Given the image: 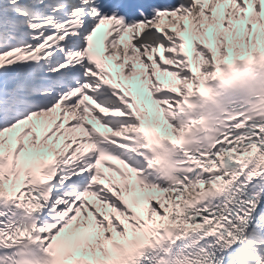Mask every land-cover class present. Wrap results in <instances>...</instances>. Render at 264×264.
<instances>
[{"label": "snow or ice", "instance_id": "snow-or-ice-1", "mask_svg": "<svg viewBox=\"0 0 264 264\" xmlns=\"http://www.w3.org/2000/svg\"><path fill=\"white\" fill-rule=\"evenodd\" d=\"M0 264H264V0H0Z\"/></svg>", "mask_w": 264, "mask_h": 264}]
</instances>
